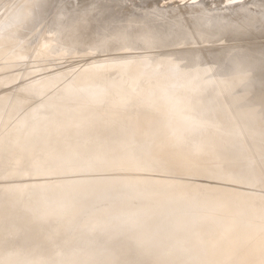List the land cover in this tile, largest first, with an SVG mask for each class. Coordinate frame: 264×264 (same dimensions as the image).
Wrapping results in <instances>:
<instances>
[{"label": "rangeland", "instance_id": "1", "mask_svg": "<svg viewBox=\"0 0 264 264\" xmlns=\"http://www.w3.org/2000/svg\"><path fill=\"white\" fill-rule=\"evenodd\" d=\"M187 1L188 2L186 3H182V0H173V1L169 0L168 6L164 7L163 9H158V4L163 5L165 3V0H126V1L125 0H121V1L120 0H0V28L1 26L5 24L9 25L10 22L11 24L14 22L13 26L20 25L19 27L20 30L18 33H15L11 28L6 29V31H4L3 34L4 36H7L6 37L7 43L4 42L2 45H0V53L2 54V57H0V66L2 67V65L7 64L6 62H8L9 64L11 63L12 65L11 67H13L12 68L13 70L11 68H6L7 70L11 69L9 71H7L6 69H3L0 72V76L6 75V74L7 76L13 75V73L15 74V76L17 75L13 81L11 79L9 80V79L4 78V80H2L0 83V101L4 97H5L4 99L6 100V102L1 103V106H0V148L7 150L5 153H2L4 156H0V210L3 209L6 212L16 213L18 211V205L20 206V208L29 207L27 205H24L23 202H30L31 204H35V203L41 202L43 200H48V199L54 201L55 196L53 194L58 195L62 199V200H59L58 202L65 203V201H63L65 200V196L71 197V195L74 193V190L72 189L74 186L75 187H78L79 185L85 186L89 182H92L94 180H100V179H102L101 181H105L108 183V185H104L106 183H99L98 190L100 192L99 193L100 198L96 200L97 203L92 202V201L88 202L86 197H84L83 199H80V198L77 200L74 199L72 202H70L73 205L76 204L75 210L78 211L81 215L83 214L85 215V213L88 215L90 214V212H92L91 216L98 215L97 218H103V217L106 218V215L109 213L110 216H108L105 220L100 222V224L96 226H92L91 222L87 224H80L73 220L65 221V218L63 219V217L53 219L52 221L50 220L48 221V223L47 222H37L34 220L35 222L34 221L30 222L29 225L27 224V226L24 227L25 228L24 232L27 233L25 235L30 236L32 233L31 231L33 230H38L39 232L45 231V233H47L46 230L48 231V229L50 230L52 229V227L56 228L57 223L59 225L57 226V228L61 226L62 227L65 226L66 233L60 237H57L55 240L54 239L48 240L47 247H50V249H54L55 247H59L67 239H69L68 243H70L71 239L74 240L76 239V237H77L76 241H78L81 238L93 239V240H89V242L87 243L85 247L86 252L83 251V254L80 256L81 260L87 256L86 253L91 252L92 250L97 248L102 242V240H106L107 239L106 237H112V236H115V234L116 235L119 234V236L122 237V233H124L123 238L131 239V237L134 235L133 230L131 229L135 227L142 229L146 225L148 226L151 225V228L153 229L156 228L157 231L156 230L155 231L158 232V234L157 233L151 234L150 239L146 240L147 243L149 244L155 243L158 240V236L164 233V228H157L160 222V219L158 218L155 221L147 220L146 211H150L149 206L150 204L152 205L151 202L149 204L148 200H146L145 198L137 199V198H133L132 196H130L133 190L132 186L139 188L137 183H135L136 178L138 181L153 180L152 183L150 184H153L156 181L160 186L156 187L157 190L156 189L154 190L156 191L159 190V192L162 191L161 194L166 192L168 189L174 190L173 188H175L176 185H180L181 187L182 185H186L187 183L207 184V185H214V186L217 185L218 188L221 187L222 189L223 188L232 189L233 191H235L236 194L239 193L240 189L247 191V192L249 191L250 193H252V195L258 192L259 195L261 194V196L260 197L257 196L258 194L257 193L255 194L257 197L255 196L254 197L255 198L259 197L258 200L256 199L257 202L260 200V203H263L264 201V167H263L264 166V25L261 22L254 23V21H256V19L260 17V12H261L260 0H256V1L255 0H228V1L227 0H203V1L198 0L197 4L199 5L197 4L195 6L192 5L193 7L192 6L190 7L191 0H187ZM211 1L214 3V5L213 3H211ZM216 1H218V3H216ZM31 2L33 3L31 4ZM60 2L61 4H59ZM117 2H119L120 4ZM226 2H228L229 4ZM248 2H251V3H248ZM142 3L144 6L142 5ZM147 4H150V5H147ZM184 4H187V5H184ZM207 4L208 5L210 4L209 7ZM229 5H230V8L232 7L231 8L232 10L229 9ZM182 6L185 7L184 10ZM186 6L190 8L188 9L186 8ZM226 6L228 7V9L225 8ZM172 8L176 10L172 12L173 10ZM165 9L167 12L165 11ZM106 10L107 12H104ZM132 10L134 11V13H132L133 12ZM152 10L159 11L157 12L159 15L161 12L160 17L157 14L156 17H159L157 18V20L163 17L162 19H165L166 21H163L161 19L162 21L160 20L161 21L160 23L159 20L158 21L156 20V17L148 16L147 14H149V12H151ZM162 10L164 11L162 12ZM48 11L52 13L50 14ZM168 11L172 13V17H170V13ZM194 11L197 12V14ZM199 11H202V12L208 11L212 13V16L213 17L215 16L213 19L217 18L220 15L221 17L219 16L218 18L221 20H222V17L230 14L229 16H225L223 18L224 21L226 20V22H230L228 24H237V22H239L240 20V16H245L243 19H244V22H246L245 23L246 29H244L245 26L243 29L247 32L242 30V32H238L236 36H232V34L230 33L231 30L226 29L223 32H220L215 27V25H211V26H208L207 29L205 30L206 31L205 39L204 37H201V38L199 37V38H192L190 40L185 41L186 38H188V35H190L193 31L195 32V25L198 24L197 16H195V14L198 15ZM135 12L137 14H135ZM220 12H222L223 14L222 13L220 14ZM232 12H234V14L236 12L237 13L241 12V13L240 14L236 13V15L233 16ZM83 13L84 15L85 13H87L88 19L86 23L84 24L81 23L79 25L77 22L81 20V18L84 16ZM144 14L148 16L147 17L148 19H152L151 21L150 20L149 21L153 24V27L157 30L156 32L151 33L150 31H147L148 29L144 31L145 27H143L142 25L143 20L145 19L144 17H146ZM162 14H164L165 16H162ZM143 15L144 17H142ZM132 16L135 17L134 19L136 22L134 21ZM235 16L239 18L236 19L237 18L236 17L234 20ZM229 17L231 19L233 18L232 21L233 20L234 21L233 22L227 21V20H231ZM153 18L155 19L154 20L155 23L153 21ZM186 18H188L189 20ZM248 20L252 21L250 25H248L247 23ZM139 21L142 22L140 26L138 25L139 27H141L142 30L139 27H138L139 29L138 30L137 26L134 27V29H131V27L135 26L136 23L139 24ZM173 21H179L181 23L185 21L187 23L191 22L190 24H192V29L189 30L188 35L186 37L179 35L178 31L172 27L171 22ZM25 24L27 25L26 27L23 26ZM112 25L114 26L112 27ZM87 26L88 27L90 26V27L84 28ZM91 26L92 27L94 26L93 27L94 30L93 28H91ZM253 27H255L256 29ZM57 28H59L60 30ZM115 29H117L118 34H121L122 36L120 37L116 36L117 30L115 31ZM112 30L115 31L113 32L115 35L112 34ZM107 31H108V34H107ZM97 32L99 33L97 34ZM110 32L112 35L110 34ZM127 32H130V33H127ZM136 32L139 34L140 40H138V37H137L138 35L136 36L137 38L133 36L137 34ZM147 32L148 33L150 32L149 36L146 35ZM78 33H80L81 36ZM105 33L107 34V36H109L110 34V36L112 37L111 38L110 36L107 37L108 41L106 40L107 38L103 39L104 41L106 40L105 42L106 46L105 45L102 46L101 44H99V42L97 43V41L99 40V38L103 36V34L106 36ZM218 33H221L223 36L227 37V39L224 40L223 43H221V40H218L215 38L218 35ZM62 35H65V39L62 38ZM142 35L144 37H142ZM112 38L114 39L113 41L115 42L116 45L113 44ZM145 38H146V42L144 43ZM154 38L158 39L159 41L155 40ZM128 39H129V42H128ZM151 39L155 40L153 41L154 43L152 42ZM200 39H202L203 41ZM88 40H92L91 42H94V43H90V42L87 43ZM162 40L164 43H162ZM141 41L143 42V45H144L143 47L141 45L142 44ZM76 42H78L79 44L78 43L76 44ZM63 43L64 44L66 43V44L64 45ZM128 43H131V44L126 47ZM133 43L135 46L133 45ZM169 43L173 47L170 46ZM175 43L177 44V46ZM147 44L148 45L151 44V46L153 47V48L151 47V50L150 52H148V54L145 53V56L147 54V56L152 59V61L149 60L151 62H154L155 60H158V59L161 60V58L170 57L172 58L171 60H174L175 62L177 60L178 64H176L177 63L176 62L175 65L180 66L181 65L180 62L182 63V65L186 62H188V64H191L193 63L192 57L200 53L201 55H199L198 57L199 59L197 62L198 63L200 62L203 64L202 61H204L205 63L209 64L208 61H211V58H214V56L218 57L217 59H214L215 62H217V64L215 62L213 64V66H215V64L217 65L216 66L217 69L216 67H214V72H213V79H216L215 80L216 82L215 81L212 82L213 85L211 83L210 84L206 83V87L196 84V86H194V89L192 88L193 91H191L192 89H190L191 92L189 91L188 95L193 96V97H189L190 99L187 100L188 103L187 101H183L186 107H184L183 109H180L181 113H179L178 116L176 115L177 117L174 116L173 118L172 116L169 119L166 116H162L163 115L162 113H166L162 111L157 114L159 117L156 116L155 123L152 121L151 125L146 124L142 129L143 131L141 130V128H139L140 132L137 130L135 131L134 134L132 132L130 136H128V134H126L125 132H120L119 134H117L118 137L123 138V139H121L120 142L112 145L111 148L113 147V149L115 150H120L122 143L124 142L123 140L128 141L127 145H125L127 147L121 149L118 152L113 151L114 152L113 156H110L108 160L103 162V164L100 165L101 168L95 169L92 172H88V171L72 172L71 171L68 173H65V172L46 173V174L40 173V174H36V176H35V172H32V174L33 173L34 174L31 176L30 174V172L32 171L31 170L32 166H30L31 162L33 160H37L35 158H40L42 155L41 151L43 150L44 142L41 140L37 144L34 145L35 149L38 148L36 150L35 149L32 150V152L34 151V156L30 155L29 157L25 158L28 160L29 165L27 164L25 168H23L24 173L21 167H20L21 169L20 171L19 169L20 162L19 164H17L19 161L18 152H16L14 148L10 149V146H9L11 145L9 144L11 140V137H10L11 131L16 127V123H18V121L20 120V117L24 122L23 124L25 125L26 123V127H28L29 123L35 120V117H29L31 115L30 114L31 109L38 107V109L41 112H45V111L49 112V109H51L53 105L56 106L59 101H61L59 103H63L65 105L66 101H68L67 104L71 103L69 100H71L72 103L77 101L76 104L80 103L82 105V108L84 109H88L89 107H92L91 112L95 113L96 110L100 109L106 103L104 102L106 95L100 97L99 99H97V101L95 100L94 101L95 103L90 104L89 101L87 100H88L89 89L93 85L92 83H87L86 80H81L80 82L75 83L74 90H77L78 92L76 96L66 97L65 96V94H67L66 90L69 91V89L72 87L71 86L72 83L76 81L82 75L81 72L85 70L87 67H89V65H91L94 62L98 63V61L100 62V61L106 60L110 58L113 54L117 53L120 55V54H123V52L125 51L124 54L128 52L126 56L124 54L121 56L119 55L117 56V54L113 56L117 58L119 57V59L121 58V60L124 59V57H126V59H129V58L136 57V56H139L141 59H143L144 56H141V55L135 56L134 53L137 54L139 52H142L143 48L147 47ZM157 44L159 47H156ZM161 44H164V45L161 46ZM224 45L226 47H223ZM115 47L116 48L118 47L117 49H121V50H118V52L114 51ZM141 47H142V50L139 49ZM132 49L133 50L135 49V50L132 51ZM162 49L164 51H162ZM18 51H19V54L20 52L23 55L26 54L25 57L23 56V58L21 59L14 58V60H10L11 57L8 55L11 53L13 55L14 53H17ZM113 51L114 53H112ZM173 51L175 54H172ZM177 51L178 52L180 51L179 54ZM94 53H96L97 55ZM165 53H168L169 55L166 56ZM234 53H238V54H234ZM87 56L89 57V59ZM113 56L111 58H113ZM248 57L249 58L253 57V59L255 58L256 59L251 60L249 62L246 60ZM97 58H99L98 61H97ZM143 60H145V58ZM229 60L231 62H229ZM232 60H234V62L237 61L238 63L243 62L242 64H244L246 61L248 64H250V68H252L251 75H254L251 78L254 79V77H256L257 79L260 80L259 81L260 84L257 82L258 80L257 81H251V80L247 81L246 80L239 86L236 85V87L232 89V86H231L232 82L224 81V79H227V75L231 74L227 71L228 68L230 69V67L235 64L234 62H232ZM87 61L89 63H87ZM123 61H126V60H123ZM75 63L79 65L77 66ZM81 64H83L84 67H82ZM118 66L120 65L118 64ZM256 66L258 67V70L255 72ZM65 68L66 70H64ZM117 69L119 68L117 67ZM233 69H230V70H233ZM36 70H42V71H36ZM237 70L238 69H234L233 71L236 72ZM65 71L66 73H64ZM224 71L225 73H223ZM101 72H104V71L101 70ZM115 72H117L116 69H115ZM126 72L124 73V75L121 72L120 74L118 73L121 77V78L118 77L119 80L120 79L122 80L123 76L126 77L127 75L131 74V73L128 74ZM128 72H132L131 69H128ZM134 72H132V74ZM55 73L56 75H58V73L59 74L62 73L64 75L62 77L59 76L60 80L57 79L60 82H56L57 80L56 81L54 80L55 83L50 82L51 85L54 84V86H51L47 80L50 79L51 76H55ZM181 74L180 75L177 74L178 77L176 75L171 77L170 83L166 86L167 91L172 90L173 87H176L177 82L178 81L180 82V78H181V81L184 83L188 81V73L185 72L184 74L181 72ZM256 74H258L260 78ZM75 75L77 76L75 77ZM62 78H64L65 80ZM248 78H250V76L247 77V79ZM217 79L220 81L217 82ZM40 81H44V83ZM93 81H96V80H93ZM191 81L187 83L190 84ZM222 82H224L223 87L221 86ZM40 83L42 85H40ZM46 83L49 85L50 88L48 86H47L48 88L46 87ZM32 84H33V87L30 86ZM199 84H202V83H199ZM64 85L66 86V88L64 87ZM136 85L138 86V84ZM228 85L229 87H226ZM42 86L43 88L41 89ZM209 86L211 89L209 88ZM146 87L148 89H151L148 86ZM200 87L201 88L203 87V88L201 89ZM26 88L28 89L27 91L24 90ZM195 88L196 90L198 89V91H196ZM227 88H230L231 92H229L228 91L229 89ZM32 89L34 93L33 92L31 93ZM41 90H42V93H41ZM216 90H218V92L220 93H217ZM28 91L29 93H27ZM205 93H208V94L205 95ZM31 94H33L32 95L33 97L31 96ZM55 95H56V98L59 99L58 101L55 98ZM118 95L120 94H117L116 96L117 99H118ZM47 97L51 99H48ZM62 97L65 99H63ZM73 97H74V101L72 99ZM241 97L242 99H240ZM37 98L39 101L37 100ZM64 100H65V103H64ZM10 101H12V103H10ZM166 104H165L166 106L163 107V110L173 111L174 107L169 106L171 105L170 102ZM187 107L189 110L187 109ZM10 111H11V114H8L9 115L8 116L7 113L8 112L10 113ZM187 111L189 112L185 114L184 112H187ZM26 112L29 115L28 119L27 117H25L27 116ZM130 112L132 113V111ZM247 112H248L247 115H243ZM189 113L191 114V116L188 118L187 116H189L188 115ZM23 114L24 115L26 114L24 116L25 119L24 117H22ZM14 120H15V123H14ZM161 121L163 122V124H165L166 128H162L163 124ZM4 122H6V124ZM156 122L158 123L160 122L158 125L162 124L161 126V131L163 130L162 133H166V132L168 133L170 132L169 130H172V129H174L175 131L176 130L175 128H178V129L180 128V130L182 129L184 140L179 139L177 141V144L174 145L173 149L176 151H180L183 154L184 153L188 154L189 151H186L185 149H187L193 141L194 142L196 141L198 143L201 142L199 143L200 146L198 144L200 149L198 148L197 151L195 150L197 153L194 152V155H193V158L197 160L196 164L190 165L191 167L184 166L183 169L179 168V170H175L173 169V166H174L173 162L170 161L171 156L169 152L165 150L164 152L158 151L157 153V151H155V146L157 145V142H158L157 139L159 137L158 135L153 137L154 134H152V132L156 133L154 130V126H158ZM186 122H188V124ZM168 123H170L169 125H172L173 127L172 129H169ZM146 126H147L148 131H146L147 130ZM151 127L153 129H151ZM165 129H166V132H165ZM141 131L145 133H141ZM149 131H152V132L150 133ZM158 133H161V132H158ZM145 134L147 137L144 138ZM139 136L141 138L143 137V140L147 142L146 143L143 142V140ZM112 137L113 136L110 133L109 135L108 134L106 135L105 139L109 140L108 138H112ZM128 137L130 139H126ZM208 137L211 140L212 139L213 140L210 141ZM149 138L150 139L153 138V139L149 141L150 140ZM186 138L187 140H185ZM191 139H192V142L190 141ZM188 141H190V143ZM65 142H69V140ZM142 142H143V145L141 144ZM210 142L211 143L215 142V143L211 144ZM209 145L210 146L212 145V147H210ZM205 147H206V150L208 149V151H205V149H203ZM201 149L203 150V153ZM100 152H102V147H98L97 152L93 154L94 157L99 156ZM202 154L205 157L204 156L202 157L201 156ZM32 156L34 157L33 159H32ZM124 157L125 159H123ZM129 159L135 162L132 163V161H130ZM166 159L168 162H165ZM93 161H96V159H94ZM16 164L18 165V170L20 172L17 171ZM204 164H209L207 166V169L203 168ZM171 168L173 169V171H171ZM14 170H16L17 173L19 174L22 172L21 173L22 175L21 174L18 175L17 173L15 174L16 171ZM25 170H27V172L29 170L30 172L28 173L30 175L25 174L27 173L25 172ZM11 172L14 174V177ZM11 175L12 177H9ZM15 175H18V176H15ZM163 177L167 178L168 182H165L164 180V183H162L161 180H157ZM127 178H132L133 179L131 180L132 183L126 182ZM229 178H234V179H237L243 182H250V183L234 184V183L228 182V180H232ZM67 180H69V182L71 183L68 182L69 184H66L65 182ZM57 182H60L58 184H61L59 189L53 187L56 185ZM126 183H127V186H126ZM30 185H34L36 188L39 187L40 190L39 189L37 190L36 188H28V186ZM12 187L20 191V194H18V198L16 200L13 199V196L12 198H10L12 195L10 188ZM143 187H145V184L143 185ZM144 190H146V187L144 188ZM24 191L26 192V194H24L25 193ZM22 192L24 193L22 194ZM90 192L86 194L89 195ZM92 192L94 193L95 191H92ZM32 193H35L34 196L38 194V198L37 196L35 198H31ZM220 193L218 192V190L208 191L207 189L201 187V189H199V192L197 194L194 193L195 195H193L192 198H189L191 201H193V203L203 202L204 204H206L204 208L199 209L200 212L191 214V216L196 217V218H198L197 217L198 215L199 217L203 216L201 218L202 219L201 222H198V224L201 226L200 228L204 230L210 229L212 232H215L214 230L219 229L220 228L219 226H221L220 223L224 221L225 218L228 216L227 211L222 212L220 214L212 215V212L209 210L210 208L213 207L214 205L213 202H216L215 200L219 198ZM181 197L185 198L184 195ZM39 198L40 200L38 201ZM255 198H253L254 199L253 201H256ZM179 202H180V198H171V199H168V203L166 205L167 207H171ZM99 203L100 205H98ZM246 204L250 205L251 202L246 203ZM135 207L140 209L142 212H144V215H142L138 211L136 212L135 219H134V215L133 216L130 214L128 215L129 209H133ZM95 208H98V209H95ZM143 208L145 209V211L143 210ZM186 211L187 212L191 211V207H188ZM246 211H247V207L242 208V211L237 213L236 217L238 219H241V218L244 219V217L248 214ZM28 213L30 215L33 214V212H30V211ZM187 217L188 216L186 215L185 218ZM210 219H213V223L216 224L217 226L210 225L208 223ZM251 219L252 217H250V220ZM57 220H59L60 223ZM253 220H255L257 224L259 225H261L262 223V220L260 219V215L254 216ZM169 222H170V226H172L174 230H178L177 224L176 225L175 223L173 224L174 219L169 220ZM189 223H192V222L188 221V224ZM234 224L235 222H232L230 224V226H232V229L234 227ZM125 226H126V229H124ZM3 227H5V221L0 218V229H2ZM48 227H51V228H48ZM120 228L124 229V231L121 232V234L119 233ZM116 231L118 233H116ZM39 232L35 234L34 236H32L33 240H30L32 238L30 239L28 238L26 241L20 244L19 250L22 251V253L26 252L30 248V246L36 240H38L37 238L40 236ZM180 232L185 233V231H180ZM93 235L95 238L97 237L99 240L95 239ZM263 235H264V232H260L257 235V238L260 239V236H263ZM27 236H24V237H27ZM198 245L201 247L204 246V244L201 242L198 243ZM114 248H115L114 250L116 251V246H114ZM14 249L15 248L13 244H11V247L7 246L5 249L2 250V252L0 253V264L6 262L7 258L10 257L9 255L14 253ZM192 253H193V250L191 251L185 250V252L182 253L181 258L183 260H187V258H190L189 256ZM141 254L143 256L148 255L146 251H142ZM76 259L74 260V262L78 261L77 257ZM143 259H146V258H143ZM61 264H64V263H61ZM144 264H150L149 260L147 262H144ZM161 264H164V263H161Z\"/></svg>", "mask_w": 264, "mask_h": 264}, {"label": "bare ground", "instance_id": "2", "mask_svg": "<svg viewBox=\"0 0 264 264\" xmlns=\"http://www.w3.org/2000/svg\"><path fill=\"white\" fill-rule=\"evenodd\" d=\"M32 3L33 2H31V4ZM117 3H119V2H117ZM124 3H126V2H124ZM143 3H142V5H143ZM211 3H213V2L211 1ZM216 3H218V1H216ZM226 3H228V2H226ZM226 3H224V4H226ZM248 3H251V2H248ZM59 4H61V2ZM147 5H150V4H147ZM184 5H187V4H184ZM197 5H199V4H197ZM209 5H208V7H209ZM213 5H214V3H213ZM213 5H211V6H213ZM135 6H137V5H135ZM191 6H192V4H190V7ZM146 7H148V6H146ZM182 8H183V10L185 9V7H183V6H182ZM186 8H188V7L186 6ZM225 8L228 9L227 6ZM231 8L229 5L230 10H232ZM166 9H165V11H166ZM25 10H26V8H25ZM107 10L104 12H107ZM175 10L173 9L172 12ZM196 10H198V9H196ZM130 11H131V9H130ZM163 11L164 10H162V12ZM216 11H217V9H216ZM229 11H228V13H229ZM157 12H159V11H157ZM190 12H191V10H190ZM200 12H202V11H199L198 13H200ZM234 12H232L233 16L236 15V13H237L236 12L234 14ZM132 13H134V11ZM195 13L197 14V12H195ZM221 13L222 12H220V14ZM240 13H237V14H240ZM135 14H137V13L135 12ZM196 14H195V16H197ZM83 15H84V13H83ZM144 15L142 17H144ZM160 15H161V12H160ZM160 15H159V17H160ZM229 15H225V16H229ZM128 16H129V14H128ZM162 16H165V15L162 14ZM132 17H133V19L135 18L134 16H132ZM136 17H137V15H136ZM159 17H156V20ZM170 17H172V13H170ZM224 17H222V20ZM236 17L237 16L234 17V20ZM244 17L245 16H240V20H239V22H237V24L242 25L243 31H245L244 29H246V26H245L246 22H244V19H243ZM120 18H121V16H120ZM120 18H119V20H120ZM129 18H130V16H129ZM193 18H194V16H193ZM238 18L239 17H237L236 19H238ZM124 19H126V18H124ZM161 19H158V20L160 21ZM186 19H188V18H186ZM232 19L227 20V21H232ZM149 20L151 21L152 19H149ZM154 20L155 19L153 18V21ZM162 20L166 21L165 19H162ZM9 21H10V19H9ZM134 21H135V19H134ZM161 21H160V23H161ZM225 22H226V20H225ZM258 22H261L260 17L257 18L256 21H254V23H258ZM13 23L11 24V22H10L9 25L5 24V25L1 26V28H0V45H2L4 42L7 41L6 40L7 36H4V34H3V32L6 31V29L11 28L15 33L19 32L20 25H18V26L14 25L13 26ZM141 23L142 22L139 21V24L136 23V25L132 26L133 28L131 27V29H134V27H136V26L138 29V27L140 26ZM154 23H155V21H154ZM227 23H230V22H227ZM114 25H112V27ZM244 26H245V28H244ZM89 27L87 26L84 28H89ZM93 27L91 26V28H93ZM207 27L208 26L201 27L199 24H196L195 25L196 35L195 36H193L192 34L188 35V38H186L185 41L190 40L192 38H199V37L200 38L204 37V39H205V32H206L205 30L207 29ZM66 28H68V27H66ZM115 28H116V26H115ZM139 28L141 29V27H139ZM253 28H255V27H253ZM57 29H59V28H57ZM144 29H145L144 31L147 30L146 28H144ZM93 30H94V28H93ZM116 30L117 29H115V31ZM118 30H119V28H118ZM118 30L116 32L117 33L116 36L120 37L122 35L118 34ZM135 30H136V28H135ZM242 30L238 31V32H242ZM80 31H82V30H80ZM115 31L112 30L113 35H115L113 33ZM144 31H143V33H144ZM238 32L231 31L230 33L232 34V36H236V34ZM245 32H247V31H245ZM98 33L99 32H97V34ZM127 33H130V32H127ZM78 34L80 35V33H78ZM107 34H108V31H107ZM107 34H106V36L103 34V36L101 38H99L97 43L99 42V44H101L102 46H104V45L106 46L105 42H106V40L108 41L107 37L110 36L111 32H110L109 36H107ZM132 34H134V33H132ZM149 34H150V32L149 33L147 32L146 35L149 36ZM65 35H62L63 39H65ZM218 35L223 37V35L221 33H218ZM133 36H135V38L138 37V40H140L138 33L136 35H133ZM140 36H141V34H140ZM111 37L112 36H110V38ZM142 37H144V36L142 35ZM103 39H106V40L104 41ZM141 39H143V38H141ZM154 39L158 40L156 38H154ZM109 40H111V39H109ZM113 40L114 39L112 38V41ZM151 40H152V42L155 41L153 39H151ZM200 40H202V39H200ZM91 41L92 40H88L87 43H89V42L94 43ZM123 41H124V39H123ZM128 42H129V39H128ZM145 42H146V38H145L144 43ZM77 43L78 42H76V44ZM117 43H118V41H117ZM141 43H142L141 45L143 47L144 46L143 42L141 41ZM162 43H164L163 40H162ZM185 43H187V42H185ZM198 43H199V41H198ZM113 44H115L114 41H113ZM130 44L131 43H128L126 45V47ZM171 44H173V43H171ZM181 44H183V43H181ZM133 45H134V43H133ZM162 45H164V44H161V46ZM169 45H170V43H169ZM221 45H223V44H221ZM147 46H148V44H147ZM170 46H172V45H170ZM176 46H177V44H176ZM211 46H213V45H211ZM142 47L139 49L142 50ZM156 47H159L158 44ZM223 47H226V46L224 45ZM117 48L115 47L114 51L118 52V50H121V49H117ZM182 48H184V47H182ZM56 50H57V48H56ZM134 50L132 49V51H134ZM136 50H138V49H136ZM114 51L112 53H114ZM162 51H164V50L162 49ZM122 52H123V50H122ZM124 52H123V54H124ZM179 52H178V54H179ZM187 52H185V53H187ZM127 53L128 52H126V54ZM94 54H96V53H94ZM116 54H113V55H116ZM123 54H120V55L117 54V56L118 55L121 56ZM126 54H124V55L126 56ZM147 54H146V56H147ZM172 54H175L174 51L172 52ZM25 55L26 54L23 55L21 52L19 54V51H18L17 53H14L13 55L11 53L8 56L11 57L10 60H14V58L21 59V58H23V56L25 57ZM134 55L136 56L137 54L134 53ZM165 55L167 56L169 54L165 53ZM199 55H201V54L198 53L196 56L192 57L193 63H191V64H188V62H186L182 65V63L180 62L181 60H180L179 61L181 64L180 66L175 65L177 60L175 62L174 60H171L172 58H170V57L161 58V60L158 59V60H155L154 62H151L152 61L151 58H149L148 60H146V59L143 60L144 58L142 57L143 59H141L139 56H136V57L131 56L132 58H129V59H126V57H124V59H122V60H121V58L119 59V57L117 58L114 56H113V58H111L112 57L111 56L110 58L103 60V61H100V62L98 61L99 58H97L98 63L94 62L91 65H89V67L86 66L87 68L85 70H83L82 72L80 71L82 73V75L79 78L77 77L78 79L72 83V85H71L72 87L69 89V91H67L65 89L66 88L65 85H64V87H65L64 89L66 90V93H67V94H65L66 97L67 96L68 97L76 96L78 94V92H77V90H74L75 83L80 82L81 80H86L87 83L93 84L92 87L89 89L87 101H89V103L92 104V103H95L94 102L95 100L97 101V99L106 95L105 101H104L106 103L103 105L104 107L102 106L100 109L96 110L95 113H93V112H91L92 107H89L88 109H84V108H82V105L80 103L76 104L77 101L73 102L74 103V105H73L72 101L69 100L72 103V104L70 103L71 105L67 104L68 101H66V104H65L66 106L63 103H59V102H61V101H59L58 102L59 104L57 103L56 106L51 105L52 107H51V109H49V112L48 111L41 112L38 109V107H36L34 109H31V111H30L31 113L29 112L31 114L30 116L28 115L27 112H26L27 116H25L26 114L25 115L23 114L22 117L25 116V117H27V119L29 117H35V120L31 121L29 123V126L26 127V123L24 125L23 124L24 122L20 117V120L18 121V123H16V127L19 125L20 126L17 128L15 127L11 131V135H10L11 140L9 143L11 145H9V146H10V149L14 148L16 150V152H18L19 161L17 164H19V162H20L19 169L21 167L23 170V173H24L23 168H25V166L28 164V160L25 158L29 157L30 155L34 156V151L32 152V150L35 149L34 145L37 144L41 140L44 142L43 150L41 151L42 155L40 158H35L37 160H33L31 162L30 166H32L31 167L32 171L30 172L28 170V172H30L31 176L34 174V173L32 174V172H35V176H36V174H40V173H43V174L59 173V172L68 173L71 171L72 172H74V171L92 172L95 169L101 168L100 165L103 164V162H105L106 160H108L110 156H113L114 152H118L121 149L127 147L125 145H127L128 141L123 140L124 142L122 143L120 150H115V149H113V147L111 148L112 145L120 142V140L123 139V138L118 137L117 134H119L120 132H125L126 134H128V136H130L132 134V132H133V134L137 130L140 132L139 128H141V130H142L146 124L151 125L152 121L155 123V118H156V116H158L157 114L162 112V111L166 112V113H162L163 114L162 116H166L169 119L172 116H173V118L176 115L178 116V114L181 113L180 109H183L184 107H186L185 103H183V101H187L188 99H190L189 97H193V96L188 95L190 89H192V88L194 89V86H196V84L201 85L203 87H206V83L212 84V82H214L216 80V79H213L214 67L217 66L216 65L217 62H215L214 59H217L218 57L214 56V58H211V61H208L209 64L205 63L204 61H202L203 62V64H202L200 62L199 63L197 62L199 59L198 58ZM0 57H2L1 53H0ZM58 57H59V55H58ZM175 57H176V55H175ZM152 58H154V57H152ZM88 59H89V57H88ZM255 59H253V57H251V58L248 57L246 60L250 62L251 60H255ZM123 60H126V61H123ZM149 60H151V61H149ZM91 62H93V61H91ZM214 62L216 63L215 66H213ZM229 62H231V61L229 60ZM232 62H234V60H232ZM6 63L7 64L2 65V67L0 66V72L6 68H11V69L13 68V67H11L12 66L11 63L10 64L8 62H6ZM87 63H89V62L87 61ZM234 63L235 64L232 65L230 67V69H233V67H234V69H238V70L235 72V71H233L234 69L230 70L228 68L227 71L231 74L227 75V79H224V81H226V82H232V84H231L232 89H234L236 87V85L239 86L240 84H242L246 80L247 81L248 80L249 81L250 80L251 81H257L258 80L257 82L259 83L260 80L257 79L256 77H254V79L251 78L254 75H251L252 74V68H250V64H248L246 61L244 64H242L243 62L238 63L237 61ZM118 64L120 66H118ZM176 64H178V62ZM196 64H197V66H196ZM81 65H82V67H84L83 64H81ZM121 65H123V66H121ZM72 66H74V65H72ZM191 66H193V67H191ZM117 67L119 69H117ZM11 69H9V70H11ZM115 69L117 72H115ZM128 69H131L132 72H134L135 70H137V71H135L136 73L134 72L132 74V72H128ZM216 69H217V67H216ZM9 70H7V71H9ZM64 70H66V68ZM101 70H103L104 72H101ZM257 70H258V67L256 66L255 72ZM36 71H42V70H36ZM123 71H125V72L127 71L126 73H128V74L131 73V74L127 75L126 77L123 76L124 79L122 78V80L121 79L119 80V78H118V77H120L119 74H120V72L122 73ZM215 71H217V70H215ZM105 72H107V73H105ZM125 72H123L122 74L124 75ZM181 72L184 74H185V72L188 73V81H186V83L182 82L181 78H180L181 76H180L179 77L180 82L179 81H178L179 83L177 82L176 87H173L172 90L167 91L166 86L170 83L171 77H173L174 75H176L178 77V75H180ZM62 73H60V74L58 73V75H56V73H55V76H51L50 79L47 80L49 82V84L51 85L52 82L55 83V81L60 78L59 76L62 77L64 75ZM64 73H66V71ZM102 73L104 75L105 74L106 75L104 76ZM223 73H225V71ZM242 73H247L248 74L247 77L250 76V78H248V79L246 78V79L242 80L241 79ZM116 74H118V75H116ZM256 75L259 77L258 74H256ZM16 76L14 73H13V75L7 76V74H6L3 76H0V83L2 80H4V78L9 79V80L11 79L13 81ZM76 76L77 75H75V77ZM43 78H45V77H43ZM43 78H41V79H43ZM62 79H64V78H62ZM97 79H98V81H97ZM59 80H57L56 82H60ZM93 80H96V81H93ZM189 81H191L190 84L187 83ZM219 81L220 80L217 79V82H219ZM221 81H223V80H221ZM40 82L44 83V81H40ZM67 83H68V81H67ZM199 83H202V84H199ZM69 84H70V82H69ZM136 84H138V86ZM223 84H224V82L221 83L222 87H223ZM40 85H42V84L40 83ZM30 86L33 87V84ZM43 86L41 87V89L43 88ZM47 86L49 87V85L46 83V87ZM51 86H54V84H52ZM146 86L150 87L151 89H153V88L154 89L153 90L148 89ZM169 87H171V86H169ZM198 87H196V88H198ZM226 87H229V85ZM27 88H28V86H27ZM27 88L24 90L27 91L28 90ZM196 88H195V90H196ZM209 88H210V86H209ZM33 89H35V88H33ZM33 89L31 91V93L33 92ZM193 89L191 91H193ZM227 89H229L228 91L231 92L230 88H227ZM196 91H198V89ZM216 91H217V93H220V92H218V90H216ZM27 93H29V91ZM41 93H42V90H41ZM117 94L121 95V96L118 95V99L116 98ZM206 94H208V93H205V95ZM32 95L33 94H31V96ZM232 95H233V93H232ZM60 96H62V95H60ZM4 98H2V100L0 101V106H1V103L6 102V100ZM55 98H56V95H55ZM65 98H63V99H65ZM48 99H51V98H48ZM69 99H71V98H69ZM72 99L74 101V97ZM240 99H242V97ZM37 100H38V98H37ZM58 100L59 99H57V101ZM168 102H170V104H171L169 106L174 107L173 111L170 110L171 112L169 110H166V111L163 110V107L166 106L167 105L166 103H168ZM10 103H12V101H10ZM64 103H65V100H64ZM187 103H188V101H187ZM242 105H243V103H242ZM13 108H14V106H13ZM164 109H166V108H164ZM187 109H188V107H187ZM88 111H90V112H88ZM130 111H132V113ZM188 112L189 111L184 112V113L187 114ZM8 114H11V111H10V113L8 112L7 115ZM247 114H248V112L243 114V115H247ZM188 115L189 116H187V117L189 118L191 116V114L189 113ZM25 117H24V119H25ZM179 117H181V116H179ZM12 119H14V118H12ZM161 120H163V119H161ZM4 123L6 124V122H4ZM14 123H15V120H14ZM156 123L158 125L160 122L159 123L156 122ZM170 123H171V121H170ZM170 123H168V126H169V129H172L173 127H172V125H169ZM186 123L188 124V122H186ZM162 124H163V122H162ZM162 124L158 125V126H154V130L156 133L149 131L150 133L152 132V134H154L153 137L157 136V135L159 137L157 139V141L160 144L157 142V145L155 146V151H157V153H158V151L164 152L165 150L167 152H169L170 156H171L170 161L173 162V164H174L173 169H175V170H179V168L183 169L184 166L185 167H191L190 165L196 164L197 160L195 158H193V155H194V152H196L198 150V148L200 146L199 143H201V142H199V143L196 141L192 142V139H191L190 141L192 143L189 145V147L187 149H185L186 151H189L188 154H185V153L183 154L180 151H176L173 149L174 145L177 144V141L179 139L184 140L182 129L180 130V128L179 129L175 128L176 129L175 131H174V129H172V130H169L170 132H168V133L166 132V129H165L166 133H162L163 132V130L161 131ZM152 127H151V129H153ZM162 128H166L165 124H163ZM146 129H147V126H146ZM142 131H141V133H145ZM144 131H145V129H144ZM146 131H148V129ZM158 132H161V133H158ZM110 133L112 134L113 137L108 138L109 140L105 139L106 135L107 134L109 135ZM145 137H147L146 134H145L144 138ZM126 139H130V138L128 137ZM141 139L143 140V137ZM151 139H153V138H151ZM151 139L149 141H151ZM68 140H69V142H65ZM185 140H187V138ZM212 140L210 139V141H212ZM149 141H148V143H149ZM190 141H188V142L190 143ZM143 142H145V141L143 140ZM143 142L141 143L142 145H143ZM214 143H211V144H214ZM198 144H199V146H198ZM144 145H146V144H144ZM204 145H205V143H204ZM98 147H102V152L99 153L100 154L99 156L94 157L93 154H95L97 152ZM210 147H212V145ZM36 149H38V148H36ZM203 149H205V151H208V149L206 150V147ZM6 151H7L6 149L0 148V156H4L2 153H5ZM200 153H201V151H200ZM202 153H203V150H202ZM33 156H32V159L34 158ZM201 156L203 157L204 155L202 154ZM196 157H198V156H196ZM94 159H96V161H93ZM123 159H125V157ZM127 160H128V158H127ZM129 160L132 161V163L135 162L131 159H129ZM165 162H168L167 159L165 160ZM208 165L209 164H204L203 168L207 169ZM203 168H202V170H203ZM173 169L171 168V171H173ZM14 171H16V170H14ZM14 171H13V173H14ZM17 171H19L18 165H17ZM17 171L15 172V174L17 173ZM20 171H21V169H20ZM25 172H27V170H25ZM28 172L25 174L30 175ZM17 174L20 175L19 173H17ZM18 175H15V176H18ZM3 176H5V175H3ZM9 177H12V175ZM13 177H14V174H13ZM229 179H232V180H228V182H231L234 184H236V183L237 184H248V183H250V182H243V181H240V180H237L234 178H229ZM101 180L102 179L94 180L92 182H89L85 186L84 185L83 186L79 185L78 187L74 186L72 188L74 190V193L71 195V197L65 196V200H63V201H65V203L58 202L59 200H62V199L58 195L53 194L55 196L54 201L48 199V200H43V201L35 203V204H31L30 202H23L24 205H27L29 207L20 208V206L18 205V211L16 213L6 212L3 209L0 210V218L5 221V227H3L5 229V231L3 228L0 229V253L7 246L11 247V244H13V246L15 248L14 253L10 254L9 255L10 257L7 258L6 262L2 263V264H61V263H64V264H115V262H117V261H120V262H125V261L147 262L148 260H149L150 264H161V263H164V264H264V235L260 236V239L257 238V235L260 232H264V212H263L264 211V206H263L264 201H263V203H260V200L257 202V200L261 196V194L259 195L258 192H257L258 194L255 193V194H257V196H259L258 198H255L257 196L255 194L252 195V193H250L249 191L247 192V191L240 189L239 193L236 194L235 191H233L232 189H228V188L222 189L221 187L218 188L217 185L214 186V185H207V184L187 183L186 185H182L181 187H180V185H176L175 188H173L174 190L168 189L166 192L161 194L162 191H160V192H159V190L156 191L157 190L156 187L160 186L156 181L153 184H150V183H152L153 180H151V181H138L136 178L135 183H137L139 188L132 186L133 190H132V193L130 194V196H132L133 198H137V199L145 198L146 200H148L149 204L151 202L152 205L150 204V206H149L150 211H146V218L149 221H155L157 218L160 219L159 226H157V228H164V233L159 235L158 240L152 244L147 243L146 240L150 239L151 234H155V233L158 234V232H156L157 229L151 228V225H149V226L146 225L142 229L135 227V228L131 229V230H133V234H134L131 237V239L123 238L124 233H122V237H120L119 234H117V235L115 234V236H112V237H106L107 238L106 240H102V242L100 243V245L97 248H95L91 252L86 253L87 256L81 260L80 256L83 254V251L86 252L85 247H86L87 243L89 242V240H93V239L81 238L78 241H76V239H77V237H76V239H74V240L71 239L70 243H68L69 239H67L59 247H55L54 249H50V247H47L48 240H50V239L55 240L57 237H60L66 233L65 226H63V227L61 226V227L57 228V226H59L57 223L56 228L52 227V229H50V230L48 229V231L46 230L47 233H45V231L39 232L38 230H33V231H31L32 233L30 236L25 235L27 233L24 232V229H25L24 227L27 226V224L29 225L30 222H33L34 220L37 222H47L48 223V221H50V220L52 221L53 219L63 217V219L65 218V221L73 220V221L80 223V224H87L90 222H91L92 226H96V225L100 224V222H102L108 216H110L109 213L106 215V218L105 217L97 218L98 215L91 216L92 212H90V211H89L90 214L87 215L85 213V215L83 214L84 215L83 216L78 211L75 210L76 204L73 205L70 202H72L74 199L77 200L79 198L83 199L84 197H86L88 202L92 201V202L97 203L96 200H98L100 198L99 197L100 192L98 190L99 189V183H106L104 185H108L107 182L101 181ZM126 180H127L126 182H128V183H132L131 180H133V179L127 178ZM157 180H161L162 183H164V180H165V182H168V179L165 177L157 179ZM68 182H69V180H67L65 183L66 184L71 183V182H69V183ZM58 183H60V182H57L56 185L53 187L59 189L61 184H58ZM144 184H145L146 190H144V188H145V187H143ZM126 186H127V183H126ZM172 187H174V186H172ZM201 187L207 189L208 191L218 190L219 193L221 192L219 194V198L217 200H215L216 202H213V204H214L213 207L209 209L212 212V215L220 214V213L226 212V211L228 213V216L225 218V220L220 223L221 226L218 225L220 228L217 230H214L215 232H212L210 229L204 230V229L200 228L201 226L198 224V222H201V220H202L201 218L203 216L199 217V215H198L197 216L198 218L191 216V214H193V213L200 212L199 209L204 208L206 205L203 202H196V203L194 202L193 203V201H191L189 199V198H192L193 195L197 194L199 192V189H201ZM28 188H36V187L34 185H30V186H28ZM42 188H44V187H42ZM10 189H11V194H12L10 198H12V196H13V199L16 200L18 198V194H20V191L14 187H12ZM36 189L38 190L39 187H37ZM154 189H156V190H154ZM92 191H95L96 193L95 192L93 193ZM24 192H22V194ZM89 192H90L89 195L86 194ZM24 194H26V192ZM34 194L35 193H32L31 198H35L36 196L38 198V194L36 196H34ZM183 195L185 196V198L181 197ZM56 196H57V198H56ZM171 198H180V202L176 203L175 205H173L171 207H167L166 204L168 203V199H171ZM253 198H255V200L256 199L257 200L253 201L254 200ZM13 199H11V200H13ZM39 200H40V198L38 199V201ZM250 202H251L250 205L246 204V203H250ZM252 204H254V205H252ZM98 205H100V203ZM98 205H96V206H98ZM188 207H191V211L187 212L186 209ZM244 207H247L246 212L248 214L244 217V219L243 218H241L242 220L238 219L236 217L237 213L241 212L242 208H244ZM95 209H98V208H95ZM143 210L145 211L144 208H143ZM29 211L33 212V214L30 215L28 213ZM85 211H87V210H85ZM137 211L139 213H141L142 215H144V212H142L140 209H138L136 207L133 209H129L128 215L129 214L132 216L134 215V219H135ZM207 212H208V210H207ZM186 215L188 216L187 218H185ZM256 215H260V219L262 220L261 225L257 224V222L255 220H253L254 216H256ZM250 217H252L251 220H250ZM172 219H174L173 224L174 223H175V225L177 224L178 230H174V228L172 226H170L169 220H172ZM57 221L60 223L59 220H57ZM188 221H190L192 223H189L190 224L189 225ZM232 222H235L233 229H232V226H230V224ZM49 223H51V222H49ZM208 223L212 226H217L216 224L213 223V219H210V221H208ZM50 225H52V224H50ZM48 228H51V227H48ZM87 228H88V226H87ZM18 229H19V231H18ZM124 229H126V226ZM124 229L120 228L119 233L121 234V232H123ZM127 229H129V228H127ZM180 231H185V233H182ZM38 232L40 233V236L37 238L38 240H36L26 252L22 253V251L19 250L20 244L23 243L24 241H26L28 238L29 239L32 238L30 240H33L32 236H34ZM91 232H92V230H91ZM116 233H118V232L116 231ZM20 236H22V237H20ZM24 236H27V237H24ZM93 237H94V235H93ZM95 239L99 240L97 237ZM200 242L204 244L203 247L198 245V243H200ZM114 246H116V251L114 250L115 249ZM103 250H105V251H103ZM185 250L186 251L193 250V253L189 256L190 258H187V260H183L181 258L182 253H184ZM142 251H146L148 253V255L143 256L141 254ZM76 257L78 258V261L74 262ZM143 258H146V259H143Z\"/></svg>", "mask_w": 264, "mask_h": 264}, {"label": "snow or ice", "instance_id": "3", "mask_svg": "<svg viewBox=\"0 0 264 264\" xmlns=\"http://www.w3.org/2000/svg\"><path fill=\"white\" fill-rule=\"evenodd\" d=\"M187 0H182V3H186ZM169 3V0H165V3L163 5L158 4V9H163L164 7H166ZM198 3V0H191V4L193 6H195ZM260 7H261V12H260V18H261V23L264 24V0H260ZM148 16L151 17H156L157 16V10H152ZM87 13H85V15L81 18V20H79L77 23L81 24V23H86L87 22ZM172 23V27L174 29H176L179 33V35L182 36H187L189 30L192 29V24L187 23L186 21L181 23L179 21H173ZM197 23L201 26V27H205V26H211V25H215V27L220 31L223 32L224 30L228 29L231 31H241L242 30V25L240 24H228L227 22H225L224 20H221L219 18L213 19V16L211 13L207 12V11H203L200 12L197 15ZM248 25H250L252 23L251 20L247 21ZM24 27H26L27 25H23ZM143 27H145L146 29H148V31L150 32H156L157 30L153 27L152 23L149 21V19L147 18V16L145 17L144 21H143ZM193 36L196 35V33L193 31L191 33ZM218 40H221V43H223L224 40L227 39L226 36H216L215 37ZM151 50V44H149L147 47H145L143 49L142 52L137 53V55H141L144 56L145 59H148V56H145V53L150 52ZM234 54H238V53H234ZM247 73H242L241 74V79H246L247 78ZM115 264H144L143 261H125V262H120L117 261L115 262Z\"/></svg>", "mask_w": 264, "mask_h": 264}]
</instances>
